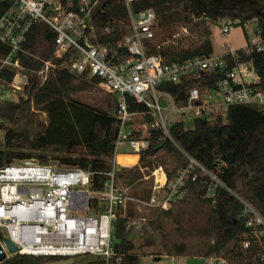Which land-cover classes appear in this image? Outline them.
I'll use <instances>...</instances> for the list:
<instances>
[{
  "label": "trees",
  "instance_id": "16d2710c",
  "mask_svg": "<svg viewBox=\"0 0 264 264\" xmlns=\"http://www.w3.org/2000/svg\"><path fill=\"white\" fill-rule=\"evenodd\" d=\"M104 12L95 17V26L101 41L115 43L124 34L128 11L121 0H105ZM2 5L0 4V11ZM134 12L153 9L158 23L154 37L145 40L148 55L157 54L164 63L181 62L194 56L213 54L209 22L228 20L244 25L256 21L264 28V0H134ZM114 31L104 33V28ZM182 28L189 36L174 39ZM55 33L45 23L35 24L28 33L20 61L32 81L23 89L24 96L17 101L0 100V129L6 136L0 138V167L15 160L36 159L44 164L59 163L65 167H80L95 173L92 188L103 191L105 173L113 166L118 134L116 117L105 110L94 109L73 98L79 91L91 89L98 80L86 73L70 72V58L57 60L47 79H37L45 61L55 53ZM0 43V55L8 52ZM257 59V58H256ZM256 65L260 68L256 60ZM261 71V70H260ZM263 74V71H261ZM14 69L6 68L2 77L10 82ZM214 84V77L184 78L179 84L165 83L160 90L170 93L178 106L186 104L193 87L203 89ZM206 85V86H205ZM130 102V110L146 112L144 104ZM115 106V104H114ZM33 107L49 115L44 133L31 138L26 130L15 125ZM144 119L152 123L150 115ZM173 141L160 128H151L150 146L140 154L139 163L117 171V184L135 183L142 177L141 168L161 167L167 180L188 164L185 153L192 155L222 182L209 195L208 176L186 180L187 195L161 208L147 222L152 232L159 234L160 255L171 257H202L223 260L228 264H264L263 246L255 236L261 226H248L251 214L244 215L248 202L264 218V110L254 106L237 105L229 108L225 119H196L189 127L176 122L170 127ZM159 159L158 162L155 160ZM122 180V181H121ZM147 194H138L148 198ZM119 208L113 238L115 260L123 264H140L150 253L141 252L155 240L147 234L144 243L137 245L129 237V217ZM58 256L14 255L0 264H45ZM75 264V263H72ZM86 264H104L94 258Z\"/></svg>",
  "mask_w": 264,
  "mask_h": 264
},
{
  "label": "built area",
  "instance_id": "2783aa9c",
  "mask_svg": "<svg viewBox=\"0 0 264 264\" xmlns=\"http://www.w3.org/2000/svg\"><path fill=\"white\" fill-rule=\"evenodd\" d=\"M121 1L128 11V23L124 24L128 31L125 30L117 42L106 43L98 37L95 26L96 15L106 10L100 0H0V43L9 49L0 55V99H7L8 91L23 90L31 83V77L21 64L20 53L25 50L31 28L45 23L55 33L56 48L53 58L45 61L37 72V78L41 77L44 82L50 70L58 65L57 60L68 56L70 72L86 73L113 95L118 121L116 154L112 169L105 173L103 191L92 188L95 173L80 167L44 164L36 159L15 160L0 167V244L6 253L5 260L17 254L58 257L90 254L95 259L102 258L104 264H123L121 257L112 259L119 208L123 209L124 216L130 204L137 205L142 212L158 211L187 195L189 178L208 176L211 179L209 195H213L215 187L222 182L184 152L188 158L185 167L177 170L170 180L166 175L163 185L156 182L148 198L135 196L128 188L117 184L116 173L121 169L116 161L118 147L128 143L132 153L139 154L150 146L151 128H160L164 136L173 141L170 127L176 122H184L189 127L196 119H225L229 108L237 105L264 110V28L257 25L256 36L243 48L164 63L160 55H148L145 50V40L154 37L157 27L156 12L151 8L134 12L131 8L134 0ZM230 30L229 25L222 28L223 33ZM111 31L114 28L106 27L103 32ZM189 35V30L182 28L174 39ZM9 67L14 69L10 82L2 77ZM186 77H214V84L205 85L203 89L193 87L183 106L176 105L174 97L164 91L170 103L163 105V95L158 94L157 89L165 83L179 84ZM130 100L144 104L147 111H131ZM172 113L177 119L169 118ZM145 114L152 117V123L144 119ZM6 133L5 129H0V138ZM241 200L246 206L243 214L252 215L247 225L262 227L254 234L263 246L261 260L264 262V218ZM78 211L87 214L80 216ZM146 222V217L139 220L129 217L127 227L142 233ZM6 239L17 247L16 252L8 249Z\"/></svg>",
  "mask_w": 264,
  "mask_h": 264
},
{
  "label": "rangeland",
  "instance_id": "374dc122",
  "mask_svg": "<svg viewBox=\"0 0 264 264\" xmlns=\"http://www.w3.org/2000/svg\"><path fill=\"white\" fill-rule=\"evenodd\" d=\"M100 1L101 3H103L105 0ZM224 25H229L231 27L229 33H223L222 28ZM256 26L257 22L254 20L249 21L244 25L237 24V22L233 23L226 19L220 20L218 22H209L213 53L215 55H220L230 52L232 50L245 47L250 42V39L256 36ZM125 30L128 31L127 28H125ZM37 79L39 82L43 83V79L41 77ZM157 91L158 94L163 95L161 97L162 104L168 105L170 103V100L168 99L164 91L160 89H157ZM20 96H24L23 90H10L8 91L7 99L17 101ZM72 96L74 99H76L82 104H86L94 109L105 110L115 116L116 100L114 99L112 94L108 93L103 88H101L99 83H97L96 86L91 89L79 91L77 93H74ZM177 117L178 116L174 113L169 115V118L172 120L177 119ZM48 124L49 115L46 112L38 111L31 107L30 110H28V113L18 121V123L15 125V128L17 130H26L29 136L31 138H34L38 134L44 133ZM117 152L132 153V150L130 149L128 143H125L118 147ZM116 161L118 165H135L138 161V155L118 154L116 157ZM155 161L158 162L159 159H156ZM49 163L56 164L54 161ZM155 169H157V167L151 168L149 165L147 167H142L141 178H139L135 183L131 185L121 180V186L128 187L129 191L137 196L141 193L147 194L149 191L152 192V189L155 185V178L157 177L153 175V171ZM158 172L162 171L158 170ZM91 192L96 195L98 194L94 190H91ZM127 213L129 214V216H131V218L139 220L142 217H146L148 220L150 217L154 216L156 210H143V212H141L137 205L130 204L127 209ZM85 214H87V212L78 211V215L80 216H83ZM128 229L130 230L129 237L137 245L138 249L140 247V244L144 243L147 234L152 236L155 240L153 246H146L140 250L141 252L150 253V255H145L141 258L140 264H228L227 262H223L221 260L218 261L214 258L209 259L202 257H171L168 255L157 254L160 252L162 253L163 251L161 242L159 240V234L150 230L148 222H146L145 225L142 227V233L136 232V229L134 227H130ZM93 259L94 256L87 254L80 255L77 257L58 258L45 264H86L87 262Z\"/></svg>",
  "mask_w": 264,
  "mask_h": 264
},
{
  "label": "water",
  "instance_id": "95a60500",
  "mask_svg": "<svg viewBox=\"0 0 264 264\" xmlns=\"http://www.w3.org/2000/svg\"><path fill=\"white\" fill-rule=\"evenodd\" d=\"M5 242L7 244L8 249L11 252L17 251V247L9 239H6ZM5 258H6V253L4 252L3 247L0 244V262L4 261Z\"/></svg>",
  "mask_w": 264,
  "mask_h": 264
},
{
  "label": "bare ground",
  "instance_id": "6f19581e",
  "mask_svg": "<svg viewBox=\"0 0 264 264\" xmlns=\"http://www.w3.org/2000/svg\"><path fill=\"white\" fill-rule=\"evenodd\" d=\"M154 171H156V169ZM155 174H158L157 177L155 178V183L158 182L159 184L163 185L166 181V176H165L164 172L163 171L158 172V170H157V172H155Z\"/></svg>",
  "mask_w": 264,
  "mask_h": 264
},
{
  "label": "crops",
  "instance_id": "0c3cea01",
  "mask_svg": "<svg viewBox=\"0 0 264 264\" xmlns=\"http://www.w3.org/2000/svg\"><path fill=\"white\" fill-rule=\"evenodd\" d=\"M119 154H129V155H138V161H137V163L135 164V165H137L138 163H139V160H140V154H137V153H119ZM135 165H131V166H135ZM119 166H121V168L122 167H125L124 165H119ZM128 167V166H127ZM130 167V166H129ZM157 170H161V171H163L164 172V174H165V176H166V173H165V171H164V169L163 168H161V167H159V168H157L156 169V172H157ZM154 175V174H153ZM155 176V175H154ZM156 176H157V174H156ZM125 188H128V187H125ZM129 189V188H128ZM132 194V193H131ZM151 194V193H150ZM133 195H135V194H133ZM135 196H137V195H135ZM142 212V211H141ZM127 215L129 216V214L127 213ZM129 217H131V216H129ZM219 261V260H218Z\"/></svg>",
  "mask_w": 264,
  "mask_h": 264
}]
</instances>
